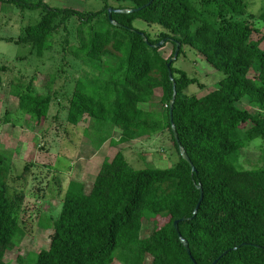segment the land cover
Wrapping results in <instances>:
<instances>
[{
  "label": "trees",
  "instance_id": "16d2710c",
  "mask_svg": "<svg viewBox=\"0 0 264 264\" xmlns=\"http://www.w3.org/2000/svg\"><path fill=\"white\" fill-rule=\"evenodd\" d=\"M31 11L39 19L23 29L16 44L30 46L35 56L51 47L53 35L62 27L64 45L87 69L75 81L66 114L68 124L87 120L84 137L99 150L168 130L178 153L167 168H134L118 150L105 160L89 191L82 180H70L52 230L48 249H41L18 264H264V166L238 169L240 151L256 138L264 144V49L263 37L248 21L247 0H117L131 5L110 6L109 0L94 11L51 6L43 0H0ZM137 9L131 13L108 8ZM78 20L75 36L67 25ZM264 22V8L258 15ZM140 19L157 24L150 38L133 27ZM143 33L144 37L140 34ZM71 37L76 42L70 44ZM144 38L149 42L146 43ZM167 38H172L168 40ZM163 39L173 49L164 58L152 47ZM180 43L177 58L188 45L224 76L217 87L203 95L185 89L197 82L174 67L175 100L171 127L169 114L173 83L167 63ZM4 67H0V71ZM256 74L250 76V70ZM160 92L163 112L144 108ZM10 93L24 115L42 124L52 102L49 86L34 89L33 80L11 84ZM246 98L255 112L237 106ZM86 116V117H85ZM5 121L9 122L8 114ZM117 133L118 137L114 134ZM182 147L196 171L180 154ZM13 154L0 150V264L24 235L20 222L21 194L9 196ZM25 167L24 172L27 170ZM203 197L199 201V190ZM185 218L184 221H181ZM153 223L152 232L141 237L143 221ZM178 232L187 241L190 255ZM191 256V257H190Z\"/></svg>",
  "mask_w": 264,
  "mask_h": 264
},
{
  "label": "rangeland",
  "instance_id": "374dc122",
  "mask_svg": "<svg viewBox=\"0 0 264 264\" xmlns=\"http://www.w3.org/2000/svg\"><path fill=\"white\" fill-rule=\"evenodd\" d=\"M51 6L69 7L79 11H94L101 8V0H43ZM203 0H194L196 4ZM110 6L131 5L129 1L109 0ZM264 8V0H247V17L250 24L258 29L255 38H262L260 47L264 49V22L258 18ZM40 10H22L13 4L0 1V150L13 154L11 175L8 179L9 196L15 192L22 195L20 201V222L24 235L18 240L17 247L8 250L5 261L18 264L17 258L26 259L41 249H48L53 230L47 226L51 218L60 212L61 201L70 180L85 182V190L89 191L91 182L101 164L111 160L120 150L126 160L134 168L173 166L178 160V153L173 145L168 130L151 136L141 137L115 147L108 142L96 150L84 137V129L89 126L85 119L78 125L67 123L66 114L69 99L82 69H87L76 60L64 45L65 30L61 27L51 41V47L42 56L31 53L30 46L16 44L25 26L39 19ZM133 27L155 38L163 29L157 24H148L135 19ZM77 19L67 25L71 36H75ZM76 42L71 37L70 44ZM172 43L167 42L159 48L164 58L172 53ZM174 67L184 70L188 77L195 78L196 83L190 84L185 92L188 95H203L217 87L218 81L224 76L217 71L205 58L188 45L174 61ZM256 72L252 69L250 76ZM33 80L34 89L45 92L51 88L52 102L46 120L35 124L28 116L17 108V99L10 93L11 84L19 80L28 83ZM157 92L151 104L144 108L155 112H163ZM237 106L250 112L257 109L250 105L246 98L237 102ZM264 114V109L260 110ZM8 114L9 122L5 121ZM86 117V116H85ZM118 137V134H114ZM238 169H253L264 166L263 140L256 138L240 151L236 162ZM25 167H27L24 172ZM153 223L144 220L141 237L148 236ZM112 264H123L114 260Z\"/></svg>",
  "mask_w": 264,
  "mask_h": 264
},
{
  "label": "water",
  "instance_id": "95a60500",
  "mask_svg": "<svg viewBox=\"0 0 264 264\" xmlns=\"http://www.w3.org/2000/svg\"><path fill=\"white\" fill-rule=\"evenodd\" d=\"M139 8L137 9H113V8H108V17L109 19L111 20V23H113L114 25H117V26H120L119 23H116L114 20H112L111 18V12L112 11H115V12H119V13H131V12H134L135 10H138ZM143 37H144V34L143 33H140ZM168 40H172V38H167ZM145 42L149 44L148 40L146 38H144ZM166 39H163L155 44H152V47L154 48H160L164 43H165ZM179 49H180V43L179 42H176V47H175V50H174V54L173 56L169 59L168 63H167V69H168V75H169V78L171 79L172 83H173V95H172V99L170 101V106H169V114H170V120H171V127H172V131H173V134H174V138L177 142V144L179 145V141H178V135H177V132H176V129H175V126L174 124L172 123V108H173V103H174V100H175V95H176V91H175V82H174V79H173V75H172V71H171V63L177 58L178 56V53H179ZM180 154L182 156V158L187 161L189 163V165L191 166V170L192 172H195L196 169L194 167V165L192 164L190 158L188 157L186 151L180 147ZM197 188L199 190V193H200V196H199V201L194 209V212H193V215L196 214L197 210H198V206H199V203L201 202L202 200V197H203V191H202V187L200 185H197ZM185 218H182L181 221H184ZM178 220L174 221V228L175 230L178 232ZM178 236H179V239L181 241V243L184 245V248L186 250V252L190 255V250H189V247H188V244H187V241L180 235V233L178 232ZM191 257V256H190ZM192 262L194 264L195 261L192 259ZM216 261H214L212 264H215Z\"/></svg>",
  "mask_w": 264,
  "mask_h": 264
},
{
  "label": "crops",
  "instance_id": "0c3cea01",
  "mask_svg": "<svg viewBox=\"0 0 264 264\" xmlns=\"http://www.w3.org/2000/svg\"><path fill=\"white\" fill-rule=\"evenodd\" d=\"M144 137H146V136H144Z\"/></svg>",
  "mask_w": 264,
  "mask_h": 264
}]
</instances>
